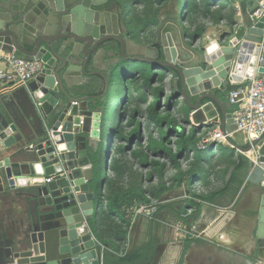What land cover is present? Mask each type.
Masks as SVG:
<instances>
[{
  "label": "water",
  "instance_id": "95a60500",
  "mask_svg": "<svg viewBox=\"0 0 264 264\" xmlns=\"http://www.w3.org/2000/svg\"><path fill=\"white\" fill-rule=\"evenodd\" d=\"M113 1L0 0V50L44 62L27 88L37 103V111L45 117L46 127L51 129V135L47 131L40 133L34 145L25 147L29 152L23 153L15 126L0 125V183L5 180L12 189L38 186L37 194L52 207L48 223L30 234L28 247L11 249L0 257V264H103L89 225L99 202L97 185L103 183L98 154L103 130L97 131L96 138L91 137L82 118L108 107L114 96L102 109L90 108L85 98L75 97L71 90L75 85L74 72L89 75L86 67L101 54L111 57L106 71L122 60L172 69L173 80L179 82L177 96L191 110V117L197 115L202 121L206 113H211L213 122L232 135L237 132V125L232 111L227 112L216 96L217 88L224 90L230 82L240 84L253 76L264 80V15H258V0L239 2L240 25L235 32L201 45H196L197 37L192 42L187 38L183 18L177 15L158 24L154 45L132 41L121 28L125 7ZM62 48H70L69 53L59 54ZM73 58L79 61L71 62L69 59ZM95 74L105 80L108 88V76L100 68ZM126 80H122L124 86ZM111 82L118 88L117 80ZM192 94L197 95L194 102ZM113 122L114 117L109 127ZM232 135L226 141L238 153L259 149L256 163L250 164L244 192L252 186L258 189L256 207L252 209L256 213L252 232L257 251L262 252L264 131L251 144L242 146L234 142ZM92 146L97 154L93 163L88 157ZM108 161L109 157L106 170ZM242 198L243 195L236 201V208Z\"/></svg>",
  "mask_w": 264,
  "mask_h": 264
},
{
  "label": "crops",
  "instance_id": "0c3cea01",
  "mask_svg": "<svg viewBox=\"0 0 264 264\" xmlns=\"http://www.w3.org/2000/svg\"><path fill=\"white\" fill-rule=\"evenodd\" d=\"M116 1H118L125 7L121 27L127 28L126 23L129 20L127 18L129 14H131L132 3L130 0ZM240 1L241 0H194L192 2L193 5L191 9L183 15L182 20L183 28L187 35V38L192 42V40L197 37L196 45H201L216 41L223 35H231L233 31H236L237 27L240 25L239 10L237 8V5ZM128 35L134 42L145 45H154L155 39L150 44L147 42L134 40L131 37L129 31ZM69 51L70 48H62L59 51V54L62 55L64 53H69ZM3 52V50H0V54ZM110 59V55L101 54L94 63L89 62L88 66L86 67V71L89 72V75H84L80 72H74L72 74V77L75 79V85L71 88L74 96L85 98L88 106L95 110L100 108L99 106H101L102 109L105 106L106 102L111 100V97L116 93L117 90V88H114V84H112L111 80L114 79L112 77L113 71L121 66V61L112 66L110 70L106 71L107 64H109ZM69 60L71 62L79 61L77 58ZM98 68L102 70L104 75L108 76L110 81L108 88H106L105 80L101 78L100 75L95 74ZM0 70H10L9 65L6 64L2 59H0ZM235 84L236 83L230 82L229 87ZM242 84L243 86H245L248 84V81L245 80ZM125 87L127 91V83ZM228 88L224 90H222L221 88H217L216 96L222 101L226 108V111L231 112L234 110L235 105L230 104L228 101ZM144 92L147 95L146 101H143L139 98L140 95H142ZM150 94L151 92L148 89L145 90L143 87H140L139 80V82L134 87L132 86L130 93L126 94L125 99L120 104L119 110L121 113V119L116 131L112 133V138L108 147L107 157H109V161L108 168L106 170V177L101 186L99 184L97 185L99 202L97 208L94 210V215L101 206L105 207L107 203V196L112 193L113 190H115L116 184L127 188L128 185H132L134 183L137 187L138 177L140 176V188H144L143 170L145 169V167L143 164V144L145 142L144 137L147 132H145V114L143 110L144 106L148 105V103L153 100V98L150 99ZM190 98L192 102H194L197 98V95L192 94L190 95ZM36 104L37 103L35 102L33 95L28 90L27 86L13 85L12 83H8L5 79H0V125L12 124L15 126L16 130L14 133L16 136H21V148L23 147V153L29 152L27 151V149H25V147L27 145H34L38 141V136L40 135V133L47 131L48 129L45 125V117L37 111ZM183 106L186 107L184 108ZM147 107H145L146 114ZM216 107L219 111L217 105ZM170 109L175 114L181 115V119L178 120H181L182 124L187 130H189V127L191 126L190 122L193 123L194 126H199V135L201 139L207 133L212 132L214 129L220 126L218 122H213V115L211 113H206L202 121H199V123H195L193 117L190 116L191 110L188 108L185 102H183L181 97L175 98V103L173 102L171 104ZM131 111H135V121L136 123H139L141 145L137 143L138 135H136L131 141L130 145L125 147V149L121 153L118 152V146L126 145V141L119 140L117 133L121 132L126 136L133 129V126H128L129 131L124 130L128 128L126 121H128V116L130 118ZM82 119L84 120V126L90 131V135L93 138H96V136H98L97 131L103 130V127L111 121V118L107 114L106 108H103L100 112L94 111L90 117H85ZM151 122L154 123L152 119ZM164 128H166V126H164ZM156 132L157 135L153 136L157 138L159 132L158 128H156ZM235 134L236 133H234L232 137H234ZM222 145H228V143H209L206 149H209L212 155H214L223 151L221 149ZM95 151L96 148L94 147L89 150L91 156H89L88 154V157L91 163L95 162L96 160ZM132 151H135V156L132 155ZM1 172L2 171L0 169V175ZM188 181L190 180L185 181L186 184H188ZM0 185V257H3L4 255H7L11 249L17 248L19 241L22 238H25L26 234H28L29 238L32 232L39 230L40 226L46 225L48 223V218L50 217V211L52 207L51 205L45 204V202L43 201V197H40V195L37 194L38 186H17L15 189H12L9 187L5 180H3ZM27 201L32 202L33 204L37 203L38 208L36 210V207H34L35 211H33V215L30 216L28 220L27 218L20 220L19 223L22 225H20L19 227L15 226L17 216L20 219L22 217V214L20 213H18V215L16 216V213L20 210V208H22V205L19 204L23 203L24 205ZM140 205L141 204H133L126 209L127 217L131 218V220L135 219L136 227L137 221H140L143 217V212L141 211V208H139ZM155 217L156 215L151 216L150 223L152 227L157 221ZM224 217L225 214L222 218ZM227 226H229L228 221ZM101 228L102 226H100V229ZM140 228L141 227H139V230H136L135 228L132 232L129 231L128 239L126 241L127 245L125 244L127 251L147 241L149 237L152 236L151 234L149 236L146 235L144 238H141ZM90 232L95 237L98 243L104 245L107 248L106 250L108 252L114 253L111 246H107V244H103L99 241V239H97L92 229H90ZM104 251L105 249H100L102 260ZM170 263L172 264V262ZM170 263L167 262L166 264ZM103 264H105L104 261Z\"/></svg>",
  "mask_w": 264,
  "mask_h": 264
},
{
  "label": "rangeland",
  "instance_id": "374dc122",
  "mask_svg": "<svg viewBox=\"0 0 264 264\" xmlns=\"http://www.w3.org/2000/svg\"><path fill=\"white\" fill-rule=\"evenodd\" d=\"M130 1L132 3V9H131V14H129L127 19H129L128 21H131L130 23L131 36L134 40H139L150 44L155 39L156 28L163 19H167L176 15L178 16L179 19H182L183 15L187 13L186 4L183 3L184 0L183 1L182 0H130ZM188 1H189L188 5L189 7H191V4L194 0H188ZM181 4L182 6L178 10L177 8ZM120 64L121 66L116 68V71L112 76L115 80H117L118 88L116 90V93L113 95L114 99L111 101V103H109V106L106 107L108 116L110 118L114 117L115 120L112 126L109 127V123H108L106 126L103 127V140L98 148V154L101 155L100 168H101V178L103 179V181L106 177V158L108 155V147L112 138V133L116 131L119 121L121 119V113L119 110L120 104L125 99L126 94L131 91L132 85H134V81L132 77H130L131 73L129 72L128 69L132 68L134 71H136L137 69L145 70L144 73L137 75V78L138 80L140 79V82H142L146 77L150 76V73H146L147 70L151 67V64L149 63H145L141 61L122 60ZM132 69L130 70L132 71ZM157 71H159V73H162L164 75V79L163 82H156L154 86L162 85L164 87L165 97L171 96V99L164 97L161 98L160 110L166 111L168 112V114H170V117L168 119L170 122L177 120L180 125L184 126L181 120L180 121L178 120L181 119V115L175 114L173 111H171L170 109L171 107L169 108L170 102L175 103V98L181 97V96L179 97L177 96L178 89L176 87V80H173L174 79L173 76L167 70L157 69ZM125 77L127 78L126 80L127 91H126V87L122 83V80ZM137 83L138 82H136V84ZM143 88L147 90L145 87ZM149 91L151 92L149 96L150 99L153 98V100H151V102L149 103H153L154 95L152 92V88H150ZM143 94H145V92ZM148 105L144 106V110H143L145 114V126H146L145 132H147L144 137L145 140L144 145L146 144V138L148 137L150 132H151L150 134L152 135H157L156 132L157 125L155 124V122L152 123L151 119L145 113L146 111L145 107H147ZM183 107L185 108L186 106ZM127 120H129V116L127 117ZM190 125L191 126L189 127V129L194 126V124L191 122ZM124 130L129 131V127ZM198 137H200V135H198ZM171 139L172 141H174L175 137L173 136L171 137ZM233 140L235 143L241 146L246 144L243 141L242 133H236L233 137ZM200 141L201 138H199V141L196 143L195 147L197 150H198V143ZM140 142H141V138H140ZM228 146L230 145L228 144ZM172 147L173 149H175L174 145ZM201 151L205 152L206 149H203ZM258 152L259 149L254 148L251 151V154L246 153L244 154V156L247 157V159L251 164L253 163L252 161L255 160L256 157L259 155ZM237 154L238 151L235 150L232 157L236 158ZM162 159L166 163V167L164 168V172H163L164 174L163 179L167 183H170L176 170L173 167V164H171L168 161L166 156H163ZM204 159H208V162L206 161V163H203L202 160L199 163L200 166L204 169V172L200 178H196L192 180L191 183H189L190 181H188L187 182L188 184H186V182L183 183L180 187H178L174 191H169L165 193L161 198L162 199L161 202L164 204L181 201L182 205L177 206L176 209L181 212L183 217H188L185 222L182 219H177L171 210L165 209L157 213L155 212L156 206H147L145 204H141L139 208H141V211L143 212V217L140 221H137V227L135 226L136 225L135 219L131 220V218L127 217L130 220V224H131L130 231L132 232L135 228L136 230L137 229L139 230V227H141L140 228L141 238H144L146 235L149 236L152 234L156 242V246L159 245L163 247L161 253L151 257L150 264H166L167 262L170 263L172 261H173L172 264H187L185 263V257L189 251H193L192 252L193 262L195 264H264V251L262 252L257 251V247L255 243L256 238L254 232L252 231L250 233V237L252 236L250 241L252 245V249L250 252H246V253L236 251L230 248L229 246L223 244L222 242H217L216 240L205 236L207 231L212 230L219 223V221L222 219L224 214L227 216V214L230 211L235 210L239 198H241V196L244 194V191L246 190L244 186L245 181L244 184L241 186L240 190L238 191L236 198L233 201H228L227 199L223 198L215 204H209L204 202L202 204L200 213L198 215L196 214L191 215L190 217L188 215L192 212V209L189 207L183 208L184 205L187 203V199L190 198L192 192H209L212 189L221 185V180L218 177H220L221 171L224 169L227 163L228 160L227 154L226 153L224 154L223 152H219L214 155H210ZM197 162L199 161L195 159L194 153L192 151L189 153L187 152L185 156L181 159L182 168L184 170L192 171L193 168L195 167L194 164ZM143 172H144V188L147 190L156 187L162 181L160 179V175L158 174V172L153 171L152 168H145ZM150 172H152L153 174L152 182H149L147 178V175ZM139 181H140V176L138 177V184ZM19 205H22V208H20V210L16 213V216L18 215V213H20L22 214V217L21 219L18 218V216L16 218L15 226L18 227L22 225L19 223L20 220H23L25 218H27L28 220V218L33 215V211H35L34 207H36V210L38 208L37 203L33 204L32 202L29 201H27L24 205L23 203ZM215 209H219L222 212L216 211ZM153 212H155L156 215L155 219L157 220L153 225L154 228L150 223ZM241 214L243 215V218L246 219L247 217L254 218V216L256 215V213L251 209L243 210ZM226 221H228L229 224V226L225 225L227 232L230 234L238 233V229H236V227L231 226L227 218ZM223 228L224 225L218 230H221ZM188 235H191V237H193L194 239H201L203 242L201 243L192 242L189 248L183 254L182 252L184 247V240ZM122 244L125 245L126 241L122 242Z\"/></svg>",
  "mask_w": 264,
  "mask_h": 264
},
{
  "label": "trees",
  "instance_id": "16d2710c",
  "mask_svg": "<svg viewBox=\"0 0 264 264\" xmlns=\"http://www.w3.org/2000/svg\"><path fill=\"white\" fill-rule=\"evenodd\" d=\"M183 1V0H182ZM186 4V11H189V1L184 0ZM182 4L178 6V10L181 8ZM130 23H126L127 30L130 31ZM131 34V33H130ZM132 37V36H131ZM132 69V68H130ZM129 70L134 85L136 82H139L137 75L144 73V69H137L134 71ZM168 72H173L172 69H166ZM146 73H150L149 77H146L142 82H140V87H145L146 89L152 88L154 95V102L150 103L147 107L148 116L155 122L159 130L158 137H154L149 133L146 138V144H143L144 154H143V164L145 168H152L153 171H157L162 180L156 187L147 190L145 188H140V182L138 186L133 183L128 185L127 188L119 186L116 184L115 190L112 191L107 196V203L105 207L101 206L100 209L96 212L93 218L90 220L89 225L94 232L95 236L103 244L111 246L114 253L108 252L106 249L103 252V261L105 264H147L150 263V259L155 254L156 242L152 236L149 239L140 245L132 248L131 250H126V246L122 242L127 241L129 231H130V220L127 218L126 209L133 204H145L148 206H156V211L159 212L165 209L171 210L177 219H182L184 222L188 217H183L181 212L176 209L177 206L182 205L181 201L164 204L161 202L162 196L172 190L180 187L186 180H192L200 178L204 172V169L200 166V162H208V159H204L212 153L209 149L206 151H201V149H196V143L199 141V126H193L187 130L184 126L180 125L178 121H169L170 114L160 109V100L161 98H170L171 96L165 97L164 87L162 85L154 86L156 82H163L164 75L159 73L157 69L151 66ZM126 78V77H125ZM143 79V78H142ZM154 86V87H153ZM243 86L242 83L231 85L228 88L230 91L233 88ZM176 87L179 91V82L176 81ZM130 93V92H129ZM130 95V94H129ZM143 101H146L147 95L142 94L139 97ZM172 102L169 104L171 107ZM128 126H133V131L126 136L121 132L117 133L119 140H125L126 145L118 146V152H123L125 147L129 146L131 141L136 135H138V144L140 142V133H139V123L135 121V111L130 112V118L127 121ZM166 126V128H164ZM166 129V130H165ZM175 137V140L172 141L171 137ZM173 143V144H172ZM175 149H173V146ZM222 152L227 154V163L224 169L221 171L220 180L221 185L212 189L209 192H192L187 203L183 208L189 207L192 209V212L188 215H198L201 211L202 204L204 202L209 204H215L219 200L225 198L228 201H233L241 186L244 184V181L248 175L250 169V162L244 155L238 153L236 158H233L235 149L228 146L222 145ZM193 152L195 159L199 162L195 163L193 170H184L182 168L181 159L188 152ZM89 156L90 152L88 153ZM132 155L135 156V151H132ZM97 157V154L95 155ZM163 156H166L168 161L173 164L175 168V173L172 177L170 183H167L163 179L164 168L166 163L163 161ZM162 159V160H161ZM205 161V162H204ZM153 174L150 172L147 175L148 181L152 182ZM155 212L152 213V216H155ZM100 226L102 228L100 229ZM28 234L25 238H22L19 241L18 247L25 249L28 247ZM192 242L201 243V239H194L191 235H188L184 240L183 254L189 248Z\"/></svg>",
  "mask_w": 264,
  "mask_h": 264
},
{
  "label": "built area",
  "instance_id": "2783aa9c",
  "mask_svg": "<svg viewBox=\"0 0 264 264\" xmlns=\"http://www.w3.org/2000/svg\"><path fill=\"white\" fill-rule=\"evenodd\" d=\"M258 5V15H264V0H258ZM0 59L10 68V70H0V79H5L13 85L27 86L44 67V62L37 57L18 58L10 52L1 53ZM228 101L235 105L232 117L237 125L236 133H242L244 142L251 144L264 131V80L253 76L247 85L231 89L228 93ZM47 134L51 135L50 128L47 129ZM231 135L218 126L202 137L198 149H206L209 143H227L226 138ZM252 162L256 163V159ZM45 180L49 181L50 178ZM98 245L100 249H107L100 243Z\"/></svg>",
  "mask_w": 264,
  "mask_h": 264
},
{
  "label": "bare ground",
  "instance_id": "6f19581e",
  "mask_svg": "<svg viewBox=\"0 0 264 264\" xmlns=\"http://www.w3.org/2000/svg\"><path fill=\"white\" fill-rule=\"evenodd\" d=\"M238 36H240V33H238ZM194 121L195 123H199L200 121L199 116L195 115ZM248 154H251V152H248ZM257 195H258L257 187L255 186L250 187L246 192H244L243 198L238 204V207L235 209V211H230L227 214V216L225 215V217L222 218L212 230L207 231L206 234L204 233L205 236L212 238V239H218L220 242H222L225 245L230 246L232 249L236 251H239L242 253L250 252L252 249V245L250 242L251 241L250 233L252 231L251 229L254 227V223H255L254 221H256V218L255 216H254L255 220L254 218H248V217L247 219L243 218V215L241 214V212L249 206L256 207ZM226 218L229 220V223L231 226L236 227V229H238V233L230 234L227 232ZM223 225H224V228L221 230H218ZM49 242H52V236H49ZM162 249H163L162 246L158 247L157 254L161 253ZM192 252L193 251H189L185 257V262L187 264L194 263Z\"/></svg>",
  "mask_w": 264,
  "mask_h": 264
},
{
  "label": "flooded vegetation",
  "instance_id": "af4514ba",
  "mask_svg": "<svg viewBox=\"0 0 264 264\" xmlns=\"http://www.w3.org/2000/svg\"><path fill=\"white\" fill-rule=\"evenodd\" d=\"M126 33H128V30H127V28H124V27H121ZM247 209H254L252 206H249V208H247Z\"/></svg>",
  "mask_w": 264,
  "mask_h": 264
}]
</instances>
